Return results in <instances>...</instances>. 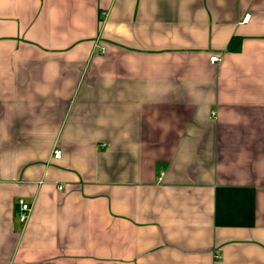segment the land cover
Listing matches in <instances>:
<instances>
[{"label":"crops","instance_id":"0c3cea01","mask_svg":"<svg viewBox=\"0 0 264 264\" xmlns=\"http://www.w3.org/2000/svg\"><path fill=\"white\" fill-rule=\"evenodd\" d=\"M0 264H264V0H0Z\"/></svg>","mask_w":264,"mask_h":264},{"label":"built area","instance_id":"2783aa9c","mask_svg":"<svg viewBox=\"0 0 264 264\" xmlns=\"http://www.w3.org/2000/svg\"><path fill=\"white\" fill-rule=\"evenodd\" d=\"M246 18H248V16ZM217 59H218L217 55H213L211 57L212 61H215ZM53 156L56 158H60L62 156V150L59 148L54 149ZM31 211H32V204L26 201L24 198H20L18 200V208H17V214L19 220L23 223H26L31 215Z\"/></svg>","mask_w":264,"mask_h":264},{"label":"trees","instance_id":"16d2710c","mask_svg":"<svg viewBox=\"0 0 264 264\" xmlns=\"http://www.w3.org/2000/svg\"><path fill=\"white\" fill-rule=\"evenodd\" d=\"M232 44V43H231Z\"/></svg>","mask_w":264,"mask_h":264}]
</instances>
